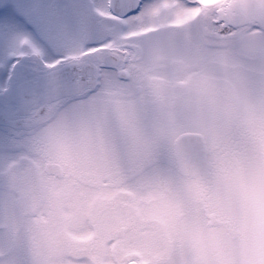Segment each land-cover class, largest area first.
<instances>
[{
    "label": "clouds",
    "instance_id": "obj_1",
    "mask_svg": "<svg viewBox=\"0 0 264 264\" xmlns=\"http://www.w3.org/2000/svg\"><path fill=\"white\" fill-rule=\"evenodd\" d=\"M166 2L0 153V264H264V0Z\"/></svg>",
    "mask_w": 264,
    "mask_h": 264
},
{
    "label": "snow or ice",
    "instance_id": "obj_2",
    "mask_svg": "<svg viewBox=\"0 0 264 264\" xmlns=\"http://www.w3.org/2000/svg\"><path fill=\"white\" fill-rule=\"evenodd\" d=\"M161 2L13 0L7 14L0 10V39L13 42L12 58L0 71V153L14 150L23 135V117L42 96L75 97L96 92L117 66L112 60L86 65L83 59L110 47H128L108 35L110 25L140 21L158 10ZM183 3L167 0L163 6L180 8ZM133 35L119 39L128 40Z\"/></svg>",
    "mask_w": 264,
    "mask_h": 264
},
{
    "label": "rangeland",
    "instance_id": "obj_3",
    "mask_svg": "<svg viewBox=\"0 0 264 264\" xmlns=\"http://www.w3.org/2000/svg\"><path fill=\"white\" fill-rule=\"evenodd\" d=\"M0 10H2L5 14L8 13L5 6L2 9L0 8ZM6 49L9 50L8 44L5 40L0 39V71L5 68V65H8L9 60L11 59V56L8 55L9 53H4L7 51Z\"/></svg>",
    "mask_w": 264,
    "mask_h": 264
},
{
    "label": "flooded vegetation",
    "instance_id": "obj_4",
    "mask_svg": "<svg viewBox=\"0 0 264 264\" xmlns=\"http://www.w3.org/2000/svg\"><path fill=\"white\" fill-rule=\"evenodd\" d=\"M12 4H13V0H0V8L2 9L5 6L7 12H9L11 10ZM6 43L9 46V50L6 49L7 51H5L4 53H9L8 55L11 56V49H12V46H13V42L12 41H6Z\"/></svg>",
    "mask_w": 264,
    "mask_h": 264
}]
</instances>
